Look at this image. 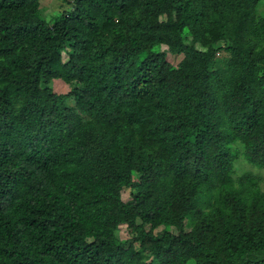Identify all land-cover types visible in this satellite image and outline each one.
Instances as JSON below:
<instances>
[{
    "label": "trees",
    "instance_id": "trees-1",
    "mask_svg": "<svg viewBox=\"0 0 264 264\" xmlns=\"http://www.w3.org/2000/svg\"><path fill=\"white\" fill-rule=\"evenodd\" d=\"M65 1L0 0V264H264L263 0Z\"/></svg>",
    "mask_w": 264,
    "mask_h": 264
},
{
    "label": "rangeland",
    "instance_id": "rangeland-1",
    "mask_svg": "<svg viewBox=\"0 0 264 264\" xmlns=\"http://www.w3.org/2000/svg\"><path fill=\"white\" fill-rule=\"evenodd\" d=\"M72 7L71 4L67 3L65 0H41L40 4V12L43 17H45L49 22H53L65 9H70ZM258 13L264 15V0L260 3L257 9ZM167 49V45H160L156 47V50L163 51ZM146 54H144L145 56ZM182 58V55H175V54H168V59L174 64L178 65ZM52 85L54 89L59 93H67L72 88V84H68L61 79L56 78ZM245 172H250L253 174H257L261 177L262 184L264 185V167H258L249 163L244 156H240L239 159L235 162V176H240ZM124 198H129L130 196V189L125 188L123 191ZM139 221H141L139 219ZM162 228L159 227L157 231L161 230ZM121 235L123 237H130V232L127 229L126 225L121 227ZM173 231H176V228L173 227Z\"/></svg>",
    "mask_w": 264,
    "mask_h": 264
}]
</instances>
